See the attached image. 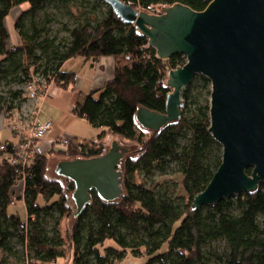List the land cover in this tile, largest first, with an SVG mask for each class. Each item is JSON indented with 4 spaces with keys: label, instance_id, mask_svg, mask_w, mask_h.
<instances>
[{
    "label": "trees",
    "instance_id": "16d2710c",
    "mask_svg": "<svg viewBox=\"0 0 264 264\" xmlns=\"http://www.w3.org/2000/svg\"><path fill=\"white\" fill-rule=\"evenodd\" d=\"M123 1L136 9L160 13L155 6L183 3L200 11L211 0ZM54 2L66 6L73 3L0 0V81L15 75L14 81L27 84L38 75L46 83L54 80L62 89H70L76 74L62 70L65 61L81 56L96 62L112 55L114 77L90 91L82 101L75 99L71 104L75 115L102 131L97 139L84 138L81 150L71 146L62 156L73 159L101 155L109 149L108 135L136 141L138 150L132 155L126 153L121 160L122 196L106 201L92 190L91 202L78 215L72 206V194H68L74 191V182L68 180L66 186L50 179L47 173L51 158L42 154L32 162V176L26 182L24 196L19 197L26 204L25 220L9 209L16 197L15 168L10 161L13 150H0V264H27V260L30 264H58V258L66 260V264H119L128 251L138 255L143 254V249L144 264H210L213 258L220 264H264V182L253 192L192 208L194 197L206 188L222 161V146L209 131L210 99L201 97L198 91L202 86L211 95V81L197 74L182 90L181 117L156 131L144 128L136 119L138 108L166 111L171 92L168 73L185 64L186 57H156L148 37L134 24L122 20L104 0L92 4L91 14L69 29L70 40L58 41L36 19L40 10ZM25 3L28 8L14 21L20 44L11 48L5 18L14 7ZM8 95L9 100L0 93V114L6 117L27 102L24 88L10 90ZM170 162H175L184 175V202L157 193L141 178L142 173L151 177L155 168H165ZM40 196L42 204L38 202ZM71 216L74 220L66 227L64 239L59 227L63 219ZM46 219L54 220L51 237L46 231ZM217 240L226 243L221 253L207 248ZM17 244L22 249H17Z\"/></svg>",
    "mask_w": 264,
    "mask_h": 264
},
{
    "label": "water",
    "instance_id": "95a60500",
    "mask_svg": "<svg viewBox=\"0 0 264 264\" xmlns=\"http://www.w3.org/2000/svg\"><path fill=\"white\" fill-rule=\"evenodd\" d=\"M104 1L148 37L158 58L186 57L185 64L168 73L166 111L140 106L136 119L141 126L156 131L178 120L182 90L197 74L211 81L209 131L222 146V161L192 208L255 191L264 182V0H211L200 11L175 3L160 13L123 0ZM127 152L114 140L101 155L57 163L56 173L74 182L75 215L91 202L92 190L106 201L122 196L119 166Z\"/></svg>",
    "mask_w": 264,
    "mask_h": 264
},
{
    "label": "rangeland",
    "instance_id": "374dc122",
    "mask_svg": "<svg viewBox=\"0 0 264 264\" xmlns=\"http://www.w3.org/2000/svg\"><path fill=\"white\" fill-rule=\"evenodd\" d=\"M72 5L66 6L65 4H61L59 2H54L52 4H48L43 10H40L37 13V21L40 23L42 26H46L49 31L50 35L52 37H57L58 41L67 42L70 40V31L69 29H72L78 24V21L81 17H87L88 15L91 14L92 10L90 6L92 4H100V0H72ZM28 8V4H22L20 6L14 7L9 16L5 18H9L12 21L13 24V29L16 32L18 36V41L17 43L10 42V31L7 28L6 24L5 27L7 31L9 32V40H8V46L11 48L17 47L20 44V37L15 29L14 21L16 18L20 15L21 11L25 10ZM102 10L105 9V6L101 7ZM156 10L161 11L162 6L157 5L155 6ZM18 10V16L14 19L12 12ZM86 12V13H84ZM28 23V20H27ZM3 58V56H0V61ZM83 61H86L83 57L81 56H76L72 57L69 60H67L64 63V69L65 70H72L75 72H79V81L80 83L77 84V87L74 92V84L70 87V89H62L61 86L57 83L56 85L59 87L57 90V93L55 95H48L44 101L39 102L37 105L40 109L39 115H38V120L40 122H43L45 119L48 117H54V120H58L59 116L61 114H67L68 115V120L63 121L60 125L59 123L56 122V124L52 126V129L50 131V137H53L52 132L53 129H57V131H60L65 134L72 135L77 138H86V139H97L98 136L100 135L102 128L100 127H95L93 126L90 122H88L87 119L78 117L75 115L70 108V97H71V104L75 102V99L82 101L86 95L90 92L92 87L89 84H86V81L81 84V80L83 78H86V75H90L91 71V65L90 63H85ZM85 72L87 74L85 75ZM202 75V74H200ZM15 75L4 77L0 81V93L4 97H8L9 100V91L10 90H16V89H23L25 92L26 98L27 92L25 87L26 84L23 83V81H18V79H15ZM38 75H34L32 80H39ZM81 85V86H80ZM73 87V90L71 88ZM211 89V87H210ZM207 89L203 88L202 86H199L198 91L201 93V97L203 98H209L210 95L208 96L207 94ZM72 91L73 93L71 94ZM78 94H77V93ZM48 93V92H47ZM29 94V92H28ZM49 94H51L49 92ZM204 100V99H203ZM16 103V102H15ZM72 106V105H71ZM31 107L32 104L27 101L26 103L22 104L18 108H14L11 112L15 114V117L18 119H21L25 125H28L32 119H33V113H31ZM7 122L9 123V118L5 117ZM54 134V133H53ZM12 132L8 126H4L3 128H0V143L4 142V139L11 137ZM61 134L54 136L55 138L60 136ZM106 146L107 148L111 147V144L114 140H117L123 147H126L128 149L127 154H135L138 150V144L136 141H132L129 139H125L122 137H119L117 135H108L106 137ZM71 147V146H70ZM67 148V151L69 148ZM42 151L43 154L47 155L50 157V162H49V167H48V177L50 179H55L58 181H61L64 185L68 186L69 185V179L60 176L56 173V165L57 163L64 159L62 156L63 152L65 151H52L51 145L49 143H45L42 146ZM141 178L144 179L147 182L148 186L153 187L157 193L160 194H167L168 197H172L176 199L178 202H184V197L187 198V194L184 190L183 187V179L184 175L178 171L177 164L175 162H170L169 164L166 165L165 168L162 167H157L154 170V173L152 174L151 177H146L143 173L141 174ZM23 186V181L20 180V184L14 185V190L16 192V196L20 195L21 192V187ZM75 186V185H74ZM69 196L72 193H68ZM238 195V194H235ZM72 199V196H71ZM38 202L40 204L43 203V199L40 196L38 198ZM210 205V204H209ZM72 206L75 211L76 205L72 199ZM10 211H17L22 218H27V209H26V204L25 201H22L19 199L17 203L11 204L9 207ZM54 216H57V213H54ZM74 217L71 216L69 218L63 219L62 223L60 224V235L65 239V233H66V227L68 228L69 224L73 222ZM46 226V231L48 236H53V230H54V220L51 219H46L45 222ZM114 244L113 241H109ZM108 242V243H109ZM17 249H22L21 244H17ZM208 249L215 251L217 253H221L224 250H226V243L222 240H217L213 241L210 243V246H207ZM143 254L145 253V249L142 250ZM138 254L135 255L131 251L127 252V255L123 260L119 262V264H144L146 261V257L142 256L143 255ZM66 260H63L62 258H58L57 262L58 264H66ZM12 264H19V263H12ZM210 264H220L217 259L213 258L211 260Z\"/></svg>",
    "mask_w": 264,
    "mask_h": 264
},
{
    "label": "built area",
    "instance_id": "2783aa9c",
    "mask_svg": "<svg viewBox=\"0 0 264 264\" xmlns=\"http://www.w3.org/2000/svg\"><path fill=\"white\" fill-rule=\"evenodd\" d=\"M156 57H158L157 53ZM38 79L31 80L25 85L27 87L26 92L27 90L29 92V94L27 92V101L29 104H32L31 113L34 115L32 121L28 125H25L21 119L15 117V114L7 116L9 118L8 126L12 135L9 139L0 143V150H7L9 148L13 150L10 161L15 168L14 184H20V180L23 181L20 195H17L13 199L12 204L17 203L18 197L24 196L26 182L32 176L29 168L32 162L43 154L42 146L45 143H49L52 151L57 152L67 151V148L70 146L81 150L85 141L84 138H77L64 133L56 138L50 137L49 133L54 122L51 119L43 122L38 120L39 107L37 104L44 101L48 95H55L59 87L54 80L46 83L41 77H38ZM23 227L24 225L22 224L20 228ZM32 262L31 264H41L39 261ZM27 264H30L28 260Z\"/></svg>",
    "mask_w": 264,
    "mask_h": 264
},
{
    "label": "crops",
    "instance_id": "0c3cea01",
    "mask_svg": "<svg viewBox=\"0 0 264 264\" xmlns=\"http://www.w3.org/2000/svg\"><path fill=\"white\" fill-rule=\"evenodd\" d=\"M83 62H84V64L85 63L92 64L91 65V71H90L91 73H90V75H86L87 72H85L86 78H83L81 80V84H83V82L86 81V84H89L92 87V89L90 91L95 90V89L101 87L108 80H111L114 77V73H115V57L112 56V55L102 56L96 62H91V61H83ZM62 70L69 71V72H73V73L76 74L75 83L73 85L74 86V89H76L77 84L80 83V81H79V75H78V73L80 71L79 72L72 71L74 69H72V70H65L64 69V66H62ZM70 92H71V94L73 93L72 91H70ZM74 92H75V90H74ZM69 101H70L69 102L70 103V108L72 109V106H71V97H70V100ZM39 111H40V109H39ZM5 117L6 116L4 114H2V113L0 114V128H3L4 126H6L8 124V122H7V120H6ZM67 117H68V115L64 113V114H61V116H59V119L58 120H54L55 119L54 117H48L45 120H50L51 119V120H53L54 125L56 124V122L59 123V125H60L63 121L68 120ZM59 134H62V132L57 131V129H53V132H52L53 137L54 136H57ZM9 138L10 137L6 138V140L9 139ZM4 141H5V139H4ZM21 200L24 201V199H21ZM25 219L26 218H24V220Z\"/></svg>",
    "mask_w": 264,
    "mask_h": 264
},
{
    "label": "bare ground",
    "instance_id": "6f19581e",
    "mask_svg": "<svg viewBox=\"0 0 264 264\" xmlns=\"http://www.w3.org/2000/svg\"><path fill=\"white\" fill-rule=\"evenodd\" d=\"M18 10H16V11H13L12 12V15H13V18L15 19L17 16H18ZM17 19V18H16ZM5 24H6V26H7V28L9 29V31H10V34H11V36H10V42H13V43H17V41H18V36H17V34H16V32L14 31V29H13V24H12V21L9 19V18H7L6 20H5ZM22 199H23V197H22ZM18 200H19V197H18Z\"/></svg>",
    "mask_w": 264,
    "mask_h": 264
}]
</instances>
